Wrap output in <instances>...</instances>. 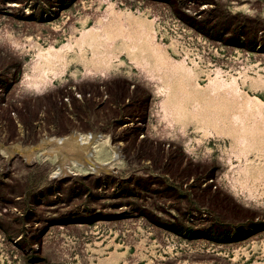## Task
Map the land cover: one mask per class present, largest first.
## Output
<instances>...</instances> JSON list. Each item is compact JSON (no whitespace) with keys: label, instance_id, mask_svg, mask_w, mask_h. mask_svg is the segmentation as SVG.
Returning a JSON list of instances; mask_svg holds the SVG:
<instances>
[{"label":"rangeland","instance_id":"obj_1","mask_svg":"<svg viewBox=\"0 0 264 264\" xmlns=\"http://www.w3.org/2000/svg\"><path fill=\"white\" fill-rule=\"evenodd\" d=\"M114 26L130 36L111 43ZM152 43L191 71L163 70L179 101L157 90ZM48 67L45 91L27 84ZM216 77L238 93L209 91ZM248 95L264 111V0H0V264H264V112ZM73 130L96 134V172L46 140ZM58 166L78 174L53 179Z\"/></svg>","mask_w":264,"mask_h":264},{"label":"bare ground","instance_id":"obj_2","mask_svg":"<svg viewBox=\"0 0 264 264\" xmlns=\"http://www.w3.org/2000/svg\"><path fill=\"white\" fill-rule=\"evenodd\" d=\"M112 8V7H111ZM122 11V10H121ZM127 11V10H126ZM110 12H111V9H110ZM114 12V11H113ZM118 13V12H117ZM122 13H124V12H122ZM121 13V14H122ZM114 14V13H113ZM134 14V13H133ZM127 15H129V14H127ZM117 16V15H116ZM137 16V15H136ZM103 17V16H102ZM109 17H110V15H109ZM130 17V16H129ZM129 17H127V18H129ZM111 18H113L112 16H111ZM116 18H120V17H116ZM133 18V17H132ZM145 17H143V19H144ZM108 19V18H107ZM141 19V18H140ZM146 19H147V17H146ZM110 20V19H109ZM113 20V19H112ZM123 20V19H122ZM131 20V19H130ZM130 20H128L129 22H131ZM133 20H135V19H133ZM103 21V20H102ZM101 21V22H102ZM136 21V20H135ZM99 22V21H98ZM121 22V21H120ZM139 21H137V23H138ZM142 22V21H141ZM147 22H149V21H147ZM146 22V23H147ZM114 23V22H113ZM112 23V24H113ZM136 23V22H135ZM140 23V22H139ZM138 23V24H139ZM144 23V22H143ZM146 23H144V24H146ZM111 24V23H110ZM117 24V23H116ZM133 24V23H132ZM137 24V25H138ZM148 24V23H147ZM107 25V24H106ZM115 25V24H114ZM122 25V24H121ZM143 25V24H142ZM149 25H150V23H149ZM108 26V25H107ZM110 26V25H109ZM123 26H124V24H123ZM129 26H131V23H129ZM133 26V25H132ZM135 26V25H134ZM134 26H133V28H134ZM141 26V25H140ZM148 26V25H147ZM113 27V26H112ZM136 27V26H135ZM137 27H139V26H137ZM151 27V26H150ZM107 28V27H106ZM110 28V27H109ZM114 28H115V26H114ZM125 28V27H124ZM123 27H116L115 28V35H113L114 36V38H112L113 40H112V42L111 43H113L114 44V41H115V37H117V36H119V35H122V36H124V37H129L130 35H129V29L128 28H126V29H128L129 31H127L126 29H124ZM140 28H142V27H140ZM149 28V26L147 27V29ZM146 28L144 29V31H146L147 30ZM111 30V29H110ZM134 30V29H133ZM137 30H138V28H137ZM149 30V29H148ZM147 30V31H148ZM113 31H114V29H113ZM132 31V30H131ZM151 31H152V29H151ZM150 31V32H151ZM108 32V31H107ZM106 32V33H107ZM137 32V31H136ZM135 32V33H136ZM105 33V32H104ZM105 33V34H106ZM110 33V32H109ZM145 33V32H144ZM148 33H149V31H148ZM93 34V29H91V30H87V31H85V32H82V35H81V38L78 40V42H79V44H80V46H83V44L86 42V41H88L89 39H90V44L92 43V44H94V41H95V39H98L99 37H102L103 36V34L102 33H96L95 35H92ZM108 34V33H107ZM113 34V33H112ZM111 34V35H112ZM134 34V33H133ZM132 34V35H133ZM137 34V33H136ZM136 34H134V35H136ZM146 34H147V32H146ZM140 34H138V36H139ZM148 35V34H147ZM142 36V35H141ZM153 36V35H152ZM140 37V36H139ZM111 37L110 36H108V39H110ZM147 38V37H146ZM76 39V38H75ZM136 39H137V37H136ZM92 40V41H91ZM77 41V40H76ZM101 41V40H100ZM134 41V40H133ZM145 41V40H144ZM143 41V42H144ZM150 41V40H149ZM132 42V41H131ZM142 42V41H141ZM142 42V43H143ZM159 42V41H158ZM146 43V42H145ZM96 44V43H95ZM124 44V43H123ZM129 44V43H128ZM137 44V43H136ZM77 45H78V43H77ZM126 45H127V43H126ZM125 45V46H126ZM143 45V44H142ZM141 45V46H142ZM145 45H147V44H145ZM109 46V45H108ZM123 46V45H122ZM129 46V45H128ZM71 46H70V44H65L64 46H62L60 49H56L55 47H53V46H51L46 52H44V53H39V57L40 58H44L45 59V61L47 62V63H52L53 61H56V60H62V59H64V57H66L65 56V52H64V50L65 49H68V48H70ZM111 47V46H110ZM118 47V46H117ZM145 47V46H144ZM150 47V46H149ZM148 47V48H149ZM92 48V47H91ZM108 48V47H107ZM113 48H115L114 46H113ZM141 48V47H140ZM147 48V47H146ZM148 48H147V50H148ZM165 48V47H164ZM84 49V48H83ZM116 49V48H115ZM125 49H127L126 47H125ZM137 49H139V47L137 48ZM145 49V48H144ZM149 49H151L154 53H155V57H156V59H155V61H154V64L151 66V68H152V71H154V73H153V75H152V77H154L155 79H157V81H158V83H161V84H158V91L159 92H161L162 94H164V95H166V97H167V99L169 98V102H171L170 100L173 98L172 96H174L176 99L177 98H179L178 96H177V93H179L177 90H179V89H175L176 91H173V92H171V89L173 88V84L172 83H170V76L171 75H168V74H170L169 72H168V74L167 73H164V69L166 68V71L167 70H169V71H171L172 73L171 74H177V71H178V69H180L181 71H184L185 73H186V75L189 77H191V79H192V75H191V71H190V69L189 68H187L186 66H185V64L181 61V62H175L174 60H170L171 58H169V57H167L166 56V54H164V52H165V50H164V52L162 51V49L160 48V46L159 45H157V44H154V43H152V48L150 47ZM105 50V49H104ZM108 51V50H107ZM112 52V51H111ZM139 52H140V50H139ZM132 53H134V52H132ZM168 53V52H167ZM117 53H115V56H118V55H116ZM136 54V53H135ZM134 55V54H133ZM138 55H140V54H138ZM137 55V56H138ZM143 55V54H142ZM145 55V54H144ZM147 55H149V54H147ZM146 55V56H147ZM68 56V55H67ZM135 57V56H134ZM132 58V57H131ZM138 58V57H137ZM67 60V59H66ZM150 60V59H149ZM69 61V60H68ZM84 61V60H83ZM86 61V60H85ZM90 61L91 60H89V64H90ZM95 61V60H94ZM102 61V60H101ZM107 61V60H106ZM153 60H151V62H152ZM98 62V61H97ZM95 63H96V61H95ZM138 63H140V64H142L144 67H146V65H148V64H150V62L148 61V60H146V61H143V62H138ZM33 65V64H32ZM93 65H95L94 63H93ZM97 66L99 65V63H97L96 64ZM103 65V64H102ZM101 65V66H102ZM111 65V64H110ZM137 65V64H136ZM87 66V65H86ZM91 66H92V64H91ZM107 66V65H106ZM105 66V67H106ZM36 67H38V65L36 66ZM103 67V66H102ZM109 67H111V66H109ZM32 68V67H31ZM99 68H100V66H99ZM96 70H97V68H95ZM107 69V71H108V67L106 68ZM38 70H39V72H40V74H39V76L38 75H33V76H30V78L27 80V84L29 85V86H32V87H34V88H36L37 90H44V88L46 87V85L48 84V83H50L51 82V80H52V77H50L49 76V71L50 72H52L53 73V75H57L58 74V72L57 71H55L53 68H52V70H50V68L48 67V68H38ZM219 71V70H218ZM104 72V71H103ZM179 72V71H178ZM222 72V71H221ZM221 72H219L218 74H217V76L221 73ZM195 73V72H194ZM194 73H192V74H194ZM107 74V73H106ZM180 74V73H179ZM197 74V73H196ZM178 75V74H177ZM195 75V74H194ZM198 75V74H197ZM184 76H185V74H184ZM183 76V77H184ZM186 76V77H187ZM179 77H180V79H181V75H179ZM178 77V78H179ZM185 77V78H186ZM198 77V76H197ZM166 78V79H165ZM172 78V77H171ZM208 78H210V77H208ZM232 78H234V76L232 77ZM173 79H175V78H173ZM172 79V80H173ZM187 79V78H186ZM188 79H190V78H188ZM178 80V79H177ZM226 80V79H225ZM183 81V80H182ZM186 81V80H185ZM189 80H187V82H188ZM196 81H197V79H196ZM195 81V82H196ZM209 81H210V79H209ZM228 81V80H227ZM173 82V81H172ZM177 82V81H176ZM194 82V81H193ZM178 83V82H177ZM182 83V82H181ZM191 83H192V80H191ZM191 83H189V84H191ZM176 84V83H175ZM174 84V85H175ZM187 84V83H186ZM185 84V85H186ZM189 84H187V85H189ZM197 84V83H196ZM196 84H192V85H189L190 87L192 86V88L193 87H195V85ZM179 85H180V81H179ZM184 85V84H183ZM182 85V86H183ZM176 86V85H175ZM174 86V87H175ZM199 86H204V85H199ZM178 87V86H177ZM186 87V89H187V86H185ZM184 87V88H185ZM47 88V87H46ZM176 88V87H175ZM179 88H181V87H179ZM192 88H191V91H192ZM196 88H197V85H196ZM195 88V90H198L197 92H199V90L200 89H196ZM208 88V87H207ZM210 88H211V90L209 89V91H212L215 95H218V94H225V95H227L228 94V96H229V93H238V91H239V89H238V86H237V83H236V80H234L233 79V81L232 82H229V83H227V82H225V81H223V80H220V79H218L217 77L216 78H213V79H211V85H210ZM240 88V87H239ZM257 88V87H256ZM182 89H183V87H182ZM190 89V88H189ZM202 89V88H201ZM35 90V89H34ZM181 90V89H180ZM203 90V89H202ZM45 91V90H44ZM183 91V90H182ZM187 91V90H186ZM188 91H190V90H188ZM193 91H194V88H193ZM207 92H209L208 90H206ZM39 92V91H38ZM201 92V91H200ZM204 93H206L205 91H203ZM211 92V93H212ZM174 93V94H173ZM183 93H184V91H183ZM185 93H187V92H185ZM184 93V94H185ZM202 93V92H201ZM204 93H202V94H204ZM158 94V93H157ZM188 94H189V98H190V93L188 92ZM196 94V93H195ZM233 94H231L232 95V98H233ZM245 94V93H244ZM247 94V93H246ZM183 95V94H182ZM192 95V94H191ZM194 95V94H193ZM199 95V94H198ZM198 95H197V97H198ZM205 95V94H204ZM209 95V94H208ZM215 95H213V96H215ZM219 95V96H220ZM242 95V94H241ZM251 95V94H250ZM250 95H248V96H250ZM177 96V97H176ZM188 96V95H187ZM246 96V95H245ZM248 96H247V102H246V104H247V106H248V110H252V107H253V111L255 110L254 108L255 107H257V110H258V112L261 114V112H264V111H261V109H260V107L257 105L258 104V102L256 103L255 102V100H258V101H260L261 102V98H259V97H257V96H255V97H249L248 98ZM172 97V98H171ZM183 97H185V95H183ZM182 97V98H183ZM192 97V96H191ZM208 97H210V96H208ZM212 97V96H211ZM221 97H223V95L221 96ZM238 97V96H237ZM241 97H243V96H241ZM163 98V97H162ZM162 98H160V99H162ZM193 98H194V96H193ZM199 98H201L200 96H199ZM205 98V97H204ZM206 98H207V95H206ZM219 98V97H218ZM224 98H225V96H224ZM223 98V99H224ZM230 98H231V96H230ZM230 98H227V99H230ZM239 98V97H238ZM246 98V97H245ZM245 98H243V99H245ZM255 98V99H254ZM188 99V98H187ZM187 99H186V101H187ZM196 99V98H195ZM194 99V100H195ZM235 99H237V98H235ZM175 99H173V101H174ZM178 100V99H177ZM180 100V99H179ZM178 100V101H179ZM189 100V99H188ZM193 100V101H194ZM197 100V99H196ZM196 100H195V102H196ZM200 100V99H199ZM206 101H208L207 99H205ZM211 100V99H210ZM214 100V102H215V100L216 99H213ZM222 102L224 101V100H222V99H220ZM220 100H216V101H218L219 103H220V107H223V106H221V102H220ZM225 100H226V98H225ZM183 101H184V99H183ZM193 101H191V102H193ZM212 101V100H211ZM230 100H228V102H229ZM232 102H233V100H231ZM239 101V100H238ZM240 101H242V99L240 100ZM240 101L238 102V104L240 103ZM185 102V101H184ZM188 102H190V100L188 101ZM203 102H204V100H203ZM202 102V103H203ZM226 102V101H225ZM228 102H227V104H228ZM236 101L234 100V102L233 103H235ZM175 103H176V101H175ZM181 103V102H180ZM200 103V102H199ZM206 103V102H205ZM204 103V104H205ZM208 103H209V101H208ZM160 104H162L161 105V107H162V111H163V115H165V116H168V115H172L173 114V110L171 111V109H170V107H169V105H168V102H167V100H164V101H162V103H160ZM177 104H178V102H177ZM187 104H189V103H187ZM203 104V105H204ZM212 104H214V103H211V105ZM218 104V103H217ZM224 104V103H223ZM222 104V105H223ZM237 104V103H236ZM235 104V105H236ZM244 104V103H243ZM260 104V103H259ZM183 105H184V103H183ZM206 105H208V107H205V108H209V109H212L211 108V106L209 107V104H206ZM230 105V104H229ZM228 105V106H229ZM181 107H184V106H182V105H180ZM202 106V105H201ZM205 106V105H204ZM218 105H215V107H217ZM226 106V105H225ZM242 106V105H241ZM197 107V106H196ZM219 107V106H218ZM219 107V108H220ZM227 107V106H226ZM230 107H232V105L230 106ZM238 107V106H237ZM185 108H186V106H185ZM191 108V107H190ZM203 108V107H202ZM228 108V107H227ZM234 108V107H233ZM245 108V107H244ZM263 108V107H262ZM176 109V108H175ZM187 109V108H186ZM185 109V110H186ZM200 109V108H199ZM204 109V108H203ZM214 109V108H213ZM218 109V108H217ZM225 108H222V110H224ZM231 110H232V108H230ZM234 109H236V108H234ZM240 108H238V110H239ZM243 109V108H242ZM193 110V109H192ZM201 110V109H200ZM199 110V111H200ZM214 110H216V108L214 109ZM213 110V111H214ZM221 110V109H220ZM226 110V109H225ZM228 110V109H227ZM237 110V109H236ZM246 112H247V110L246 109H244ZM183 111V110H182ZM187 111V110H186ZM189 111V110H188ZM187 111V112H188ZM194 111V110H193ZM207 111V110H206ZM159 112H160V110H159ZM181 112V111H180ZM184 112V111H183ZM186 112V113H187ZM192 112V111H191ZM202 112V111H201ZM216 112V111H215ZM218 112H219V110H218ZM221 112V111H220ZM231 112V111H230ZM235 112V111H234ZM238 112V111H237ZM241 112V111H240ZM244 112V111H243ZM193 113V112H192ZM203 113V112H202ZM242 113V112H241ZM241 113H232L233 114V116H234V118L236 117V120H240L242 123V126H239V127H242V128H246V121L250 118V116H249V118L245 121L244 120V116L241 114ZM251 113V112H250ZM254 113H255V111H254ZM179 114H181V113H179ZM184 113H182V115H183ZM188 114H190L189 112H188ZM197 114H199V113H197ZM204 114V113H203ZM202 114V115H203ZM209 114H212V113H209ZM214 114V113H213ZM218 114H220V113H218ZM222 114V113H221ZM220 114V115H221ZM222 115H224V114H222ZM221 115V116H222ZM247 115H249V113L247 114ZM251 115V114H250ZM263 115H264V113H263ZM184 116H186L185 114H184ZM194 116H196V115H194ZM209 116V115H208ZM211 116L212 115H210L209 117H208V119L209 118H211ZM216 116V115H215ZM219 116V115H218ZM227 116H228V114H227ZM252 116V115H251ZM254 116V115H253ZM181 118V116H178L177 118ZM183 117V116H182ZM196 117H198V115L196 116ZM223 117V116H222ZM226 117V116H225ZM229 117V116H228ZM228 117H226L227 119H228ZM230 117H232V116H230ZM179 118V119H180ZM184 118V117H183ZM183 118H181L180 120H182ZM213 118H216V119H219V118H217V117H213ZM231 119V118H230ZM230 119H228V121L230 120ZM255 119V118H254ZM175 120H177V119H175ZM174 120V121H175ZM212 120V119H211ZM222 120H223V118H222ZM226 119H224L223 120V123L222 124H224V121H225ZM253 120V119H252ZM213 121H214V119H213ZM232 121V120H231ZM245 121V122H244ZM250 121V120H249ZM258 121H259V119H258ZM211 122V121H210ZM216 122V121H215ZM254 122V121H253ZM214 123V122H213ZM218 123V122H217ZM219 123H221L220 122V120H219ZM219 123H218V126H219ZM233 123V122H232ZM250 123V122H249ZM206 124V123H205ZM227 124V123H226ZM262 124V123H261ZM264 124V123H263ZM209 125V124H208ZM231 126H232V124H230ZM229 125V126H230ZM260 125V124H259ZM221 126H223V125H221ZM230 126V127H231ZM250 126V125H249ZM254 126H256V123H255V125ZM254 126L251 128L250 127V130H253V128H254ZM217 127V126H216ZM215 127V128H216ZM238 127V126H237ZM236 127V128H237ZM204 128H205V126H204ZM206 128H208V127H206ZM226 128V130L227 131H229L227 128L228 127H225ZM258 128V127H257ZM261 128V127H260ZM221 129V128H220ZM233 129V128H232ZM240 129V128H239ZM238 128H237V130H239ZM218 130V129H217ZM234 131H235V129H233ZM245 130H247L248 131V128L247 129H245ZM261 129H259V131H260ZM224 131V130H223ZM230 131H232V130H230ZM229 131V132H230ZM247 131H246V133H247ZM254 131H255V129H254ZM220 132V131H219ZM236 132V131H235ZM235 132H233V133H235ZM240 132V131H239ZM242 132V131H241ZM245 132V131H244ZM243 132V133H244ZM249 132V131H248ZM256 132V131H255ZM261 133V132H260ZM236 134H238V133H236ZM249 134V133H248ZM252 134V133H251ZM253 134H255V133H253ZM252 134V135H253ZM258 134V133H257ZM257 134H255V135H257ZM245 135V134H244ZM244 135H243V138L242 139H246L245 137H244ZM96 136V134L94 133V132H89V133H82V132H78L77 130H74V131H72L71 133H68V134H66V135H60V136H54V135H52V136H48L47 137V139L46 140H50L51 142H53V143H56V144H58V145H61V151H63V153H65V155L67 154L68 155V157L70 158V159H75V155H76V162H77V164H79L80 166H85V164H84V162L83 161H81L79 158H78V155H84L85 154V158H87L86 160H87V165L90 167V168H93V169H97V165L95 166L93 163H96L94 160L92 161V159H91V157H92V155H93V152L95 151V146H93V145H91L90 144V142H91V140H93L94 139V137ZM234 136V135H233ZM242 136V135H241ZM240 136V137H241ZM250 136V135H249ZM254 136V135H253ZM258 136V135H257ZM261 137V136H260ZM104 138H105V140L108 142V141H110V138H109V135H104ZM237 138V137H236ZM250 138H254L255 139V137H250ZM249 138V139H250ZM253 139V140H254ZM264 139V138H263ZM240 140V139H239ZM248 140V139H247ZM253 140H251V141H253ZM238 141V140H237ZM246 141V140H245ZM258 141V140H257ZM43 142H44V140H43ZM43 142H42V144H43ZM254 142V141H253ZM239 142H237V144H238ZM260 143V142H259ZM259 143L257 144V145H259ZM41 144V145H42ZM45 144V143H44ZM90 144V145H89ZM8 145V144H7ZM19 145V144H18ZM17 144H15V145H10V146H8V147H6V149L7 148H10V149H15V148H23V147H19ZM21 145V144H20ZM40 145V144H39ZM112 145V144H111ZM239 145V144H238ZM243 145V144H242ZM246 145V144H245ZM248 145V144H247ZM18 146V147H17ZM21 146H23V145H21ZM251 146V145H250ZM3 147H5V146H3ZM27 147V146H26ZM26 147H25V149H26ZM37 147V146H36ZM35 147V148H36ZM243 147V146H242ZM252 147H254V146H252ZM255 147H258V146H255ZM27 148H29V147H27ZM41 148V147H40ZM24 149V148H23ZM33 149H34V147H33ZM112 149H114V153H116L117 152V154L119 153L118 151H117V146H113V148ZM246 149V148H245ZM22 150V149H21ZM27 150V149H26ZM238 150V149H237ZM11 151V150H10ZM13 151V150H12ZM19 151V150H18ZM56 151V149L55 148H49L48 149V152L49 153H54ZM58 151V150H57ZM60 151V150H59ZM86 151H88L87 153H86ZM13 152H15V151H13ZM12 153V152H11ZM17 153V152H16ZM62 153V152H61ZM48 154V153H47ZM119 155V154H118ZM60 156H62L61 154H60ZM30 157H31V155H30ZM29 158V157H28ZM81 158V157H80ZM82 158H84V157H82ZM59 159V158H58ZM114 160H112L110 163H107V164H110L109 165V167L110 168H112L113 167V164H114V162H113ZM96 164H98V163H96ZM99 165H100V163H99ZM104 165V164H103ZM102 166V165H101ZM251 167V166H250ZM99 168V167H98ZM106 168V167H105ZM109 168V169H110ZM247 169V168H246ZM69 171V169H66V168H62L61 167V173H67ZM97 171V170H96ZM245 172V171H244ZM257 177H259V176H257ZM260 178V177H259Z\"/></svg>","mask_w":264,"mask_h":264},{"label":"built area","instance_id":"obj_3","mask_svg":"<svg viewBox=\"0 0 264 264\" xmlns=\"http://www.w3.org/2000/svg\"><path fill=\"white\" fill-rule=\"evenodd\" d=\"M74 131V130H73ZM79 132V131H78ZM121 158V154H120V157H119V159ZM118 160V159H117ZM116 161V160H115ZM79 165V164H78ZM80 166V165H79ZM67 168H69V172H67V173H69V174H75V175H77L78 174V172H75V171H73L72 170V167H67ZM90 169H92L94 172H96V170L95 169H93V168H90ZM67 173H61V166H58L57 167V169L54 171V174L52 175V177H53V179H57V180H61V179H63L65 176H66V174Z\"/></svg>","mask_w":264,"mask_h":264}]
</instances>
